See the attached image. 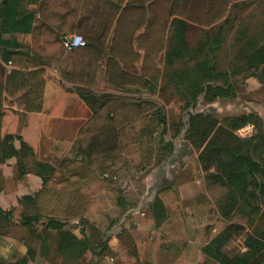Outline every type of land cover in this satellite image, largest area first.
I'll list each match as a JSON object with an SVG mask.
<instances>
[{
	"label": "trees",
	"instance_id": "1",
	"mask_svg": "<svg viewBox=\"0 0 264 264\" xmlns=\"http://www.w3.org/2000/svg\"><path fill=\"white\" fill-rule=\"evenodd\" d=\"M231 1L0 0V45H4L0 58L15 67L0 84V99L16 97L24 111H40L43 66H50L72 83L81 98L90 99L92 108V115L79 128L68 154L56 166L35 160L32 148L20 135H0V163L15 157L18 178L32 171L42 179L37 191L18 198L21 211L17 222L13 221V208L0 207V236H15L26 248L16 259L0 254V264H28L37 256L42 264H94L92 258L84 262L88 252L96 259L102 251L115 256L107 238L101 235L95 243L83 230L78 236L73 222L80 219L83 226L99 196L112 190L108 178L114 177L126 152L133 154L129 169L135 174L154 164L159 151L156 135L165 118L160 104L142 96L141 90L159 92V81L165 74L161 63L164 68L171 66L168 78L180 91L186 109L199 97L211 102L236 95V84L243 80H232L226 72L214 71L208 51L216 40L209 36L200 46L196 43L185 47L182 39V28L190 24L210 27L223 19ZM29 5L35 7L30 9ZM17 32L31 35L27 50L15 38L2 37ZM70 33L81 35L85 45L66 48L63 37ZM249 50L246 69H242L247 75H255L264 69V45L254 44L247 47ZM177 63L180 66L175 67ZM101 65L105 66V83L114 90L103 98L96 88ZM2 112L0 103V115ZM207 119L195 114L189 125L192 128ZM250 123L252 113L202 123L209 126L206 129L216 131V138L213 141L208 135L198 146L206 194L194 197L192 202L184 201L182 208L187 216L180 217L182 209L162 197L168 195L171 185L162 188L150 203L156 229L173 240L181 235L182 224L194 223L190 214L203 217L211 211V202L228 207L224 212L228 223L221 231L210 237L213 225L204 227L200 249L205 257L197 264H264V229L244 230L248 224L244 207L249 199L254 201L248 206L252 212L259 209V201H264V168H258V162L241 152L243 140L235 134ZM16 137L20 139L19 147L13 144ZM226 151L227 157L223 155ZM16 223L25 231L18 236L12 234ZM234 234H241L242 249L229 254L224 247Z\"/></svg>",
	"mask_w": 264,
	"mask_h": 264
},
{
	"label": "crops",
	"instance_id": "2",
	"mask_svg": "<svg viewBox=\"0 0 264 264\" xmlns=\"http://www.w3.org/2000/svg\"><path fill=\"white\" fill-rule=\"evenodd\" d=\"M29 7L32 9L35 5H29ZM191 28L195 30L197 46L202 45V41L209 36L216 40L212 45L211 52L208 51L215 72L224 71L232 80H243L237 84L241 86L244 83V86H249V89L263 84L264 69L256 72L255 75H247L246 70H243L242 67L246 69L247 57L250 54L247 47L251 48L254 44L264 45V0H232L226 16L210 27L190 24L184 27V30L182 28L185 47L194 45V40L190 38ZM2 37L11 38V40L15 38L22 43L24 50H27V45L31 41L29 33H4ZM3 49L4 45H0V54ZM233 67H235V72H232ZM13 68L15 67L12 63L4 62L0 58L1 82ZM104 69L105 66L101 65L97 76L96 88H100L97 90L99 96L114 92L103 79ZM42 77L44 83L41 110L24 111L16 97L5 98L2 103L3 112L0 115V135L6 133L20 135L32 148L35 160L46 161L56 166L68 154L79 128L92 115V109L88 102L76 93L72 83L63 80L55 68L43 66ZM104 85L108 86L105 90ZM141 92L149 94L144 89ZM3 95L5 97V93ZM236 98L237 92L232 98H218L208 104L215 106L220 102L231 108L236 106L234 101ZM13 144L15 147H19V137L14 138ZM16 173L15 157L0 163L2 177L0 207L3 209L19 207L18 198L20 196L32 194L41 187L42 179L34 172H27L19 178ZM151 175L153 180L150 179ZM147 176H149L150 182L154 181L152 182L153 189L158 188V175L149 173ZM114 178L116 175L111 180V187L115 183ZM120 186L125 187L124 184ZM189 188H191L190 185H185L182 190ZM111 195L110 191L101 194L96 203L100 202L99 205L107 206V203L113 199ZM114 198L117 201L116 204H124L123 198L119 195ZM125 205H127L126 201ZM131 211L135 212L132 217L123 214L117 222L111 219L112 223L108 222L106 229L108 245L115 253V256L110 259L115 262H106L103 259V263L137 264V262L148 261L155 264H197L204 260L205 256L200 249L204 229H202L201 236L194 240L191 231L193 228H190V225L182 224L181 235L177 240H173L170 235L163 234L156 229L151 215L144 217L145 212L140 209ZM89 214L90 211L86 217H89ZM141 218L143 219L140 221ZM218 232L215 234L212 232L210 237ZM149 233L158 236L155 241L148 240ZM162 245L165 247L162 248ZM25 250L24 245L15 236H0V254L11 255L12 252H16L23 255Z\"/></svg>",
	"mask_w": 264,
	"mask_h": 264
},
{
	"label": "rangeland",
	"instance_id": "3",
	"mask_svg": "<svg viewBox=\"0 0 264 264\" xmlns=\"http://www.w3.org/2000/svg\"><path fill=\"white\" fill-rule=\"evenodd\" d=\"M192 29L193 28L190 30L192 36H190V38H192L194 44H196L195 30ZM192 63L193 62L191 61L189 64ZM177 66H180L179 63L175 65V67ZM161 67L165 74L159 81V92H155L154 94H142V96L150 98L160 104L165 118V123L162 124L159 133L156 135V143L159 151L154 164L147 171L135 174L129 169L131 166V163L129 165V160H132L133 154L131 152H126L123 156V162L118 164L114 170L116 178H114L115 183L110 191L113 199L107 203V206L99 205L100 202L98 204L95 203V206L90 210L89 217L85 218L83 226L80 224V219L73 222V231L78 236H81V231L83 230L84 233L91 236L92 241L95 243L96 240H99L101 235H103V239H108L106 229L110 219L117 222L123 214L132 217V214L135 212H128L127 210L138 206H141L140 210L145 212L144 217L149 215L152 216L150 203L154 201L156 196H158L161 192L160 190L167 185H171V188L168 195H162V197H165L164 200L166 199L168 204L172 206L177 205L182 209L180 217L187 216L182 208L184 201L192 202L194 197L200 194H206L204 183L205 173L198 158L200 150L198 146L204 141V137L206 138L208 135L213 137V141L214 138H216V131L209 128L206 129V127L209 126H206V124L202 125V123L210 124L213 120H219L224 116L252 113L253 123L247 124L246 127L239 129L235 134L243 140L241 142V152L244 151L245 153H248L253 161L258 162V168H264V80L261 86L250 87L251 89H249V86L245 87L244 83H242L243 85L241 86L240 84H236L237 87L235 90L237 92V98L234 100L236 104L235 107L228 108L220 102L215 106H212L204 101L202 97H199L195 104L186 109L184 108L185 101L181 96L180 91L177 90L173 81L168 78V70L171 72V66L164 68L161 63ZM107 87L108 86L105 87L104 85V90ZM183 92L184 91H182V93ZM100 97L103 98L105 95ZM84 100L88 102L91 107L90 99ZM0 103L2 108V99H0ZM195 114H203L205 117H208V119L207 122L204 120L199 121L200 125L197 124L191 128L189 122L191 117ZM217 144L218 142H215L213 145L217 146ZM223 155L227 157L228 152H224ZM149 173L158 175V188L153 189L154 185L152 182L154 181L150 182V179L153 180V176L151 175L149 179V176H147ZM256 174L259 175V172L256 171ZM108 179L113 180V177H109ZM119 184H124L125 187H121ZM185 185H190L191 188L183 191L182 188ZM118 195L123 198L122 202L124 204H116L117 201L114 196L116 197ZM249 200L250 202H248V206L254 204L253 199ZM125 201L127 202V205H125ZM135 204H137L136 207H133ZM248 206L244 207L248 213V224L244 227V230L252 232L254 227L264 229V201L258 202L259 209L254 212L249 211ZM210 207L212 208L211 211L203 217L198 213L190 214L195 218L192 219L195 220L193 221L194 223L190 225V228H193L191 231L194 240L201 236L202 229H204L207 224L213 225L211 234L212 232L215 234L223 229L228 223L226 216L224 215V212L228 210V207H222L214 202L210 203ZM11 208H13V221L17 222L19 220L21 206ZM142 219L143 218L139 220L141 221ZM111 223L112 222H110V224ZM22 232H25L22 226L16 223L12 228V234L18 236V234ZM157 237L156 234L149 233L148 240L155 241ZM198 244L199 242L197 243V246ZM224 249L229 254L242 249L241 234H234L232 239L227 242ZM12 253L13 254L11 255L3 256L15 259L21 257V255L16 252ZM110 257L114 256L102 251L99 254V259H96L97 261H95V257L93 258L91 253L88 252L84 262L86 263L91 258L94 259V264H105L103 263V259L106 260V262H115L112 261ZM42 262L43 260L40 256H37L35 261L29 262L28 264H42Z\"/></svg>",
	"mask_w": 264,
	"mask_h": 264
},
{
	"label": "built area",
	"instance_id": "4",
	"mask_svg": "<svg viewBox=\"0 0 264 264\" xmlns=\"http://www.w3.org/2000/svg\"><path fill=\"white\" fill-rule=\"evenodd\" d=\"M63 44L66 48L71 49L85 45V40L79 34L70 33L63 37Z\"/></svg>",
	"mask_w": 264,
	"mask_h": 264
},
{
	"label": "water",
	"instance_id": "5",
	"mask_svg": "<svg viewBox=\"0 0 264 264\" xmlns=\"http://www.w3.org/2000/svg\"><path fill=\"white\" fill-rule=\"evenodd\" d=\"M141 208V206H138L136 208H131L130 210H127L128 212L131 211V210H139Z\"/></svg>",
	"mask_w": 264,
	"mask_h": 264
}]
</instances>
